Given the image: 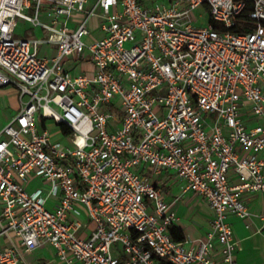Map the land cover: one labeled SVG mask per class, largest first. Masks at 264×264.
Masks as SVG:
<instances>
[{"label":"built area","instance_id":"built-area-1","mask_svg":"<svg viewBox=\"0 0 264 264\" xmlns=\"http://www.w3.org/2000/svg\"><path fill=\"white\" fill-rule=\"evenodd\" d=\"M0 88L21 104L0 131V264L46 244L63 264H214L217 244L236 263L228 215L264 192V0H0ZM164 170L214 212L197 247L171 233Z\"/></svg>","mask_w":264,"mask_h":264},{"label":"crops","instance_id":"crops-1","mask_svg":"<svg viewBox=\"0 0 264 264\" xmlns=\"http://www.w3.org/2000/svg\"><path fill=\"white\" fill-rule=\"evenodd\" d=\"M21 22L25 24L23 26L24 29L20 25ZM31 27L29 23L20 21L17 31L18 35L27 38L31 37V34L27 36L28 30ZM43 51L55 53V48L44 47ZM74 62L75 65L73 68H90L87 64H80L73 59L67 63V67L69 68ZM79 64L80 66H78ZM20 107L19 93L15 89L0 88V109H3L5 113L4 117H0V129L14 118L20 110ZM38 125L41 129L47 127L52 133L53 124H45L42 118H38ZM57 132L58 129L56 132L52 133L56 138L58 137ZM230 178L232 182H236V176L233 172H230ZM156 182L164 191L166 201L173 205V209L180 217L177 227L180 228L185 239L192 241L193 246L197 247L199 241L206 239L208 233L212 229L214 212L211 206L195 192L186 191V182L171 170H164L163 173L156 178ZM40 186L47 188L49 184L37 178L33 179L28 187L31 190H35ZM245 202L252 213L251 218L242 219L235 214H229L227 218L228 223L233 227L235 238L238 241L235 264H264V221L261 218V214L264 210V192L246 194ZM59 203L60 200L57 197L47 198V207L51 210H55ZM69 219H80L84 222V227L80 231L81 235L84 237H88L96 226L95 222L89 219L83 211H80V213L74 211L69 212ZM48 247L50 246L46 244L35 252L28 253L26 257L29 264H54V262L47 260L43 254V257L39 254V251H45ZM38 254L40 257L37 256ZM212 259L215 262L214 264H223L219 244H217L213 252ZM55 264L63 263L59 261V263Z\"/></svg>","mask_w":264,"mask_h":264},{"label":"rangeland","instance_id":"rangeland-1","mask_svg":"<svg viewBox=\"0 0 264 264\" xmlns=\"http://www.w3.org/2000/svg\"><path fill=\"white\" fill-rule=\"evenodd\" d=\"M92 1H95V0H92ZM202 9H204V7L202 6L201 8H199L198 9V11L197 12H199V11H201ZM194 17H195V19H196V21H195V25H197V26H204V25H206V19L203 21V20H197V17H196V15H194ZM93 26L92 27H96L97 26V24H98V22H97V19L96 18H93ZM20 25H21V27L23 28V26L25 25L23 22H21L20 23ZM27 25V24H26ZM24 29V28H23ZM39 32L38 31H36L33 27H31L29 30H28V33H27V36L29 35V34H31V36L32 35H37ZM96 33H98V32H96ZM85 41H90L88 38H85ZM74 65H75V62L74 63H72L70 66H69V68H73L74 67ZM3 90H5V89H3ZM5 116V113H4V111H3V109H0V117H4ZM48 121V123L49 124H53L54 126L52 127V133H54V132H56L57 131V129H58V126L55 124V122L52 120V119H48L47 120ZM8 124V123H7ZM6 124V125H7ZM5 125V126H6ZM4 126V127H5ZM3 127V128H4ZM2 128V129H3ZM50 128V127H49ZM2 129H0V131L2 130ZM56 138V137H55ZM59 140H61V141H64V139L62 138V137H57ZM39 254H40V256H42V254H43V256L47 259V260H49V261H52V262H54V264L55 263H59V260L53 255V251H52V248L51 247H48L47 248V250H45V251H39ZM39 254L37 255V256H39ZM39 256V257H40ZM42 256V257H43ZM29 259V258H28ZM30 260V259H29Z\"/></svg>","mask_w":264,"mask_h":264},{"label":"trees","instance_id":"trees-1","mask_svg":"<svg viewBox=\"0 0 264 264\" xmlns=\"http://www.w3.org/2000/svg\"><path fill=\"white\" fill-rule=\"evenodd\" d=\"M171 233L176 240L178 241L185 240V236L183 235L180 228H178L177 226L171 228Z\"/></svg>","mask_w":264,"mask_h":264}]
</instances>
